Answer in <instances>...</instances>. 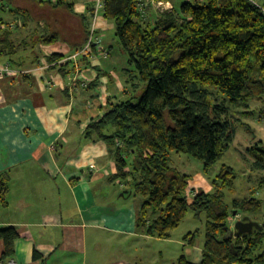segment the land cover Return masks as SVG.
Returning <instances> with one entry per match:
<instances>
[{
    "label": "trees",
    "instance_id": "16d2710c",
    "mask_svg": "<svg viewBox=\"0 0 264 264\" xmlns=\"http://www.w3.org/2000/svg\"><path fill=\"white\" fill-rule=\"evenodd\" d=\"M103 1V15L115 24L118 44L128 59L125 73L132 94L110 102L103 116L92 119L84 137L108 144L118 168L112 179H120L129 193L139 197L138 231L169 238L192 210L197 218L206 216L199 264H264V250L259 252L264 228L236 236L230 222L234 211H242L243 217L259 213L263 200L251 196L226 202L227 191L236 189V171L227 164L214 171L237 131L230 108L215 99L214 90L237 106L264 98V4L185 0L178 5L174 0L172 10L157 12L152 21L140 13L144 0ZM56 4L72 7L68 0ZM94 8L95 2L93 13ZM10 35V31L0 35V57L2 43L9 46L7 55L15 52ZM56 39L52 35L43 41ZM60 59V54H53L48 61ZM173 153L201 160L212 191L200 190L189 202L191 176L177 167ZM250 154L253 168L264 170V141L256 143ZM195 235L186 236L190 244H195ZM18 237L16 226H0V240L5 243L1 260L14 255ZM35 257H40L38 251ZM177 264L194 263L183 254Z\"/></svg>",
    "mask_w": 264,
    "mask_h": 264
},
{
    "label": "crops",
    "instance_id": "0c3cea01",
    "mask_svg": "<svg viewBox=\"0 0 264 264\" xmlns=\"http://www.w3.org/2000/svg\"><path fill=\"white\" fill-rule=\"evenodd\" d=\"M68 1L71 8L56 0H0V35L10 31L15 48L7 55L1 44L0 69L10 65L15 73L0 76V226L17 227L16 264H126L112 259L123 255L116 239L147 235L136 227L135 204L121 201L132 194L112 179L118 168L108 144L84 132L110 102L131 96L130 67L115 24L103 12L95 19L94 0ZM95 21L90 52L74 58ZM52 35L55 41H43ZM53 54L62 59L49 62ZM175 157L191 176L189 188L213 189L201 160ZM4 251L0 240V258ZM202 256L199 248L187 258L199 264Z\"/></svg>",
    "mask_w": 264,
    "mask_h": 264
},
{
    "label": "rangeland",
    "instance_id": "374dc122",
    "mask_svg": "<svg viewBox=\"0 0 264 264\" xmlns=\"http://www.w3.org/2000/svg\"><path fill=\"white\" fill-rule=\"evenodd\" d=\"M184 1L185 0H177L176 3L181 5ZM259 2L264 4L263 0H259ZM158 15L156 9L151 8L148 19L155 21ZM120 48L122 47L120 46ZM257 75L258 73L255 71L253 77H257ZM214 91L215 99L220 103H225L230 108V118L234 120L237 125V131L233 142L214 166V171L216 172V170L219 171L224 164L230 165L235 169L237 174L236 189L234 192L227 191L225 201L231 203L236 198L244 199L251 196L263 200L262 209L260 211L261 214H250L253 219L263 224L264 184L262 181L264 179V170L253 168V157L250 151L260 140L264 141V98L251 100L248 105L242 104L237 106L233 105L229 97L223 92L217 89ZM176 155L178 156L177 153H173L175 164L182 166V161L178 157V159H176ZM191 158L193 162L200 161L195 157L191 156ZM194 158L197 161H194ZM193 162L190 166L194 165ZM186 166H189L188 162H186ZM204 176L206 177L205 173ZM261 184H263V186H261ZM121 191L124 190L121 189ZM198 192L199 191L192 190L188 187L186 191L187 199L191 197V199L194 200V196ZM105 193L108 194L106 189ZM126 198L127 199L122 198L121 201L124 202L123 200H128L127 203H134L135 208L138 203L137 201H140L139 197L133 194L131 196H126ZM243 215L244 213L242 211H239L236 215L232 214L230 216L231 227H233L232 222L234 218H237V220L243 219ZM205 228L206 216L202 215L200 218H197L194 212L189 210L179 226L172 230L169 238L147 234V236H143L137 233L135 236L128 235L123 236V239H116L114 250L117 252V249L121 248L123 255L122 257H117L116 254L112 253L114 257H112V259H115L117 262L122 261V263L126 264H177L178 259L183 254L191 258L195 250L203 248L206 240ZM190 232H195L196 234L194 245L190 244L188 239H186V236ZM108 250L109 248L107 247L106 252ZM263 250L264 245L260 248L259 252ZM109 261H107L106 264H111L113 262Z\"/></svg>",
    "mask_w": 264,
    "mask_h": 264
},
{
    "label": "built area",
    "instance_id": "2783aa9c",
    "mask_svg": "<svg viewBox=\"0 0 264 264\" xmlns=\"http://www.w3.org/2000/svg\"><path fill=\"white\" fill-rule=\"evenodd\" d=\"M188 1H192L195 3H203L206 0H188ZM94 2H95V8H94L93 15L96 19L98 14L101 13L102 10L104 9V1L103 0H94ZM250 2L253 4L261 6V3L259 2V0H250ZM151 8H155L157 12H164L166 10H172L174 8V0H144V1L139 3L140 13H141L142 17H144V18H147L150 15ZM96 24H97V22L95 21L93 24V27L91 29L90 37H89V40H88L86 46L84 47V49L81 52L76 54L74 56V58L79 56L80 53L90 52V50L92 48V44L94 43L95 38H96V37H94ZM9 73H15V70L12 69L10 67V65H6L0 69V76H4V75L9 74ZM189 199L191 201H193L191 199V197H189ZM189 199H188V201L191 202ZM235 220L237 221V218H234V221ZM0 264H16V262L13 258H11L9 260H0Z\"/></svg>",
    "mask_w": 264,
    "mask_h": 264
},
{
    "label": "water",
    "instance_id": "95a60500",
    "mask_svg": "<svg viewBox=\"0 0 264 264\" xmlns=\"http://www.w3.org/2000/svg\"><path fill=\"white\" fill-rule=\"evenodd\" d=\"M125 194V193H123ZM234 215L237 214V211H234ZM264 228V223H260L255 219H252L250 216H245L243 219H239L235 223L234 232L236 236H242L244 234H252L255 230H261Z\"/></svg>",
    "mask_w": 264,
    "mask_h": 264
},
{
    "label": "bare ground",
    "instance_id": "6f19581e",
    "mask_svg": "<svg viewBox=\"0 0 264 264\" xmlns=\"http://www.w3.org/2000/svg\"><path fill=\"white\" fill-rule=\"evenodd\" d=\"M233 229V228H232Z\"/></svg>",
    "mask_w": 264,
    "mask_h": 264
}]
</instances>
